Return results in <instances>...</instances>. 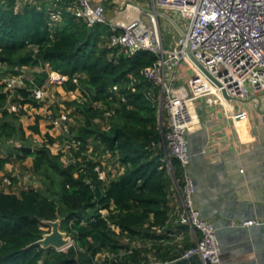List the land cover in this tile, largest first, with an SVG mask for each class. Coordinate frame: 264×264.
<instances>
[{"label": "trees", "instance_id": "16d2710c", "mask_svg": "<svg viewBox=\"0 0 264 264\" xmlns=\"http://www.w3.org/2000/svg\"><path fill=\"white\" fill-rule=\"evenodd\" d=\"M53 5L57 4L52 0L27 1L20 6L17 0H0V141H24L22 147L14 144L6 154L0 150V171L5 173L7 164L16 160L22 172L24 159L31 156L28 168L35 178L40 177L37 187L0 188V264L176 260L189 245L177 250L176 243L158 244L162 238L158 230L174 220L173 177L160 144V88L142 74L159 55L150 50L129 54L121 46L109 47L110 27H90L67 9L58 21H51L48 11ZM46 64L68 77L65 90L80 86L85 98L67 102V107L74 108L71 131L82 141L69 162L61 159L64 153L52 154L50 145L55 139L48 134L43 144L32 146L21 121L26 111L11 112L7 107L4 80L25 72L28 66L44 70ZM46 76L44 70L34 81L27 79L13 101L36 104L30 89L34 83L41 85ZM97 101L101 106L95 105ZM108 110L111 115L105 117ZM39 119L37 115L29 127L33 133L40 132ZM90 145L91 156L100 159L99 155L109 152L122 171L113 177L109 172L107 181L100 179L95 170L99 161L87 153ZM172 165L180 178L179 160L173 158ZM57 219L60 230L74 243L66 251L31 246L48 232L46 221Z\"/></svg>", "mask_w": 264, "mask_h": 264}, {"label": "built area", "instance_id": "2783aa9c", "mask_svg": "<svg viewBox=\"0 0 264 264\" xmlns=\"http://www.w3.org/2000/svg\"><path fill=\"white\" fill-rule=\"evenodd\" d=\"M17 1L20 6L23 2L36 3L37 0ZM52 2L57 5L49 8L51 21H58L63 10L67 9L77 21L90 27L106 24V9L101 3L92 0ZM151 4L152 7L144 10L143 16H138L130 22L112 24L107 44L109 47L121 46L129 54L150 50L159 55L153 65L142 70V74L160 88L158 98L159 128L162 134L160 144L165 151L163 159L173 177V190L179 197L171 217L178 224L188 227L192 233L193 243L184 249L178 259L198 255L205 264L219 263L221 247L216 228L212 222L201 216L195 205V181L188 171L190 163L188 134L201 124L196 103L199 98L203 99L207 106L220 107L235 124L249 118V111L236 105L249 93L264 90V0H151ZM158 9L180 14L183 19L181 24L173 17L186 35L183 37L179 34L172 47L164 45L159 22L161 12ZM163 16L166 17V14ZM190 52L196 61L189 55ZM199 64L216 81L210 78ZM44 70L49 73L47 80L41 85L34 83L30 89V96L36 104L13 101L17 90L26 85L28 78L24 71L8 76L4 80L7 107L11 112H17L20 108H23L26 114L33 111L36 116L43 117L40 119H46L52 128L46 134L55 139L50 146L57 145L59 151L56 153H64L61 159L69 162L72 151H78L82 146V141L75 138L71 131L74 123L71 113L74 108L63 106V111L58 115L51 110L45 115L38 111L46 104L53 105L58 102V98L50 89L53 91L54 86H63L68 77L52 70L49 64H46ZM74 83L78 84V80L74 79ZM113 89L117 90L118 85H114ZM65 94L70 95L69 100L85 99L80 86ZM95 105L101 106L98 101ZM109 115L110 110L106 111L104 116ZM54 131L58 133L55 134ZM31 134L33 133H30V136ZM31 138L36 142L35 137ZM15 145L22 147L20 142ZM154 145L156 143L153 142L152 146ZM92 151L93 146L90 145L87 150L90 157H93ZM99 156L100 159L96 154L93 158L99 161L95 170L100 179L107 181L109 172L113 177L122 171L119 163L111 160L109 152ZM173 158L179 160L180 178L173 172ZM17 164L19 165L18 161ZM4 174L0 188L11 191L17 187L27 186L25 181L27 175L23 174L20 168L13 174L8 172ZM255 223L254 220H248L241 225L249 226ZM182 236L180 234L179 238ZM173 261H154L151 264H171Z\"/></svg>", "mask_w": 264, "mask_h": 264}, {"label": "crops", "instance_id": "0c3cea01", "mask_svg": "<svg viewBox=\"0 0 264 264\" xmlns=\"http://www.w3.org/2000/svg\"><path fill=\"white\" fill-rule=\"evenodd\" d=\"M92 1L105 6L108 28L143 16L152 5L151 0ZM257 96L262 98L260 107ZM239 101L236 106L247 109L249 118L235 124L220 107L197 100L201 124L188 134V171L195 181V205L216 228L220 264H264V90ZM3 174L0 171V177ZM178 202L174 190L171 204ZM248 220L256 223L241 225ZM251 228L257 230L253 233ZM158 233L162 237L159 245L176 243L180 250L192 243L189 228L174 220Z\"/></svg>", "mask_w": 264, "mask_h": 264}, {"label": "rangeland", "instance_id": "374dc122", "mask_svg": "<svg viewBox=\"0 0 264 264\" xmlns=\"http://www.w3.org/2000/svg\"><path fill=\"white\" fill-rule=\"evenodd\" d=\"M149 6L152 7V5H150V4H149ZM158 11L161 12V15L159 17V22H160V26H161V33H162L164 45H165V47H172L174 45L175 39L178 38L180 33L177 31V29L176 30L174 29V26L170 23V20L163 16V14H166V13L162 9H158ZM167 12H169L170 13L169 15L174 17L176 20H178L182 24L183 19L181 18L180 14H176V13H173L170 11H167ZM43 71L44 70L41 67L34 69V68L28 66L27 70L24 73L26 74V76L29 80L34 81V79L38 75V73H42ZM45 71H47V70H45ZM48 74L49 73L47 72V76H46L44 82L47 80ZM62 88H64V87L63 86H54L53 91L50 89V92L58 98V102L56 104H53V105L46 104L45 106L40 107L38 109V111L42 112L43 115H45L47 112H50V110L53 113H55L56 115H58L60 112H62L63 106H66L68 101H72V100H69V99H71V97L69 98V96L67 94H65V92H63ZM32 112L33 111H31V113L23 115L21 118L22 119V125H23L24 129L26 130L27 136L30 135V133H33L29 127L35 123L36 115ZM39 116H40V118H43V117H41V115H39ZM39 128H40L39 133H33L30 136L33 138L35 137V139H36V142L32 138H31V142L29 140V143H31L32 146H39V145L43 144V142L46 140V135H47L46 133L49 130H52L51 126L47 124L46 119H40ZM54 133L56 134L58 132L54 131ZM28 139H29V137H28ZM18 142L24 143V141H21L20 139H14V140L13 139L12 140L5 139L3 141H0V150H2L3 154H6L7 151L10 148H12L15 143L17 144ZM50 148H51L52 154H54V155L57 154L56 152L59 151L58 146L55 144L50 146ZM30 162H31V156L26 157L23 161L24 166L22 169V173L27 175V176H25V181H27V185L40 186V183H39L40 177L36 176V178H35L32 174V171H30L28 168L29 166H31ZM13 163H15V164H13ZM19 165H20V163H19ZM19 165L17 164L16 160L13 161L12 163H9L6 166L7 169L5 170V173L8 172V173L13 174L16 171V169L19 168ZM45 229L48 231L47 233L52 232V225L49 224V226L46 227ZM63 236H64V234H63ZM65 238H67V235ZM67 239H68L67 243L60 250L66 251L68 249V247L71 245V243L73 242L71 237H70V239L69 238H67Z\"/></svg>", "mask_w": 264, "mask_h": 264}, {"label": "water", "instance_id": "95a60500", "mask_svg": "<svg viewBox=\"0 0 264 264\" xmlns=\"http://www.w3.org/2000/svg\"><path fill=\"white\" fill-rule=\"evenodd\" d=\"M166 17L170 20V23L177 29V31L181 34V36L185 37L186 32L182 29V27L178 24V22L169 14H166ZM189 55L194 59L191 52L189 53ZM200 66L209 75L210 78H212L214 81H216L214 79V77L206 69H204V67L202 65H200ZM225 95H226V93H225ZM257 97H258V102H259V107H260V106H262V98L260 96H257ZM160 117H162L161 114H160ZM23 150L32 151L33 148L32 147H23ZM46 223L52 225V232L45 233L43 235L42 239L34 242L33 244H31V246L41 245L44 248L52 246L58 250L62 249V247L67 243V240H68L67 238L70 239L71 236L66 231L60 230V220L59 219L53 220V221H46ZM263 228H264V226L261 227V229H263ZM255 230H257V228H251V231L253 233L255 232ZM63 234L65 237L67 235V238H65L63 236ZM171 264H205V263L203 262V260L198 255H195L191 258L178 259L176 261H173ZM207 264H220V262L219 263L208 262Z\"/></svg>", "mask_w": 264, "mask_h": 264}]
</instances>
